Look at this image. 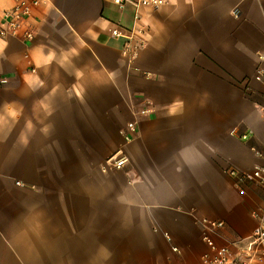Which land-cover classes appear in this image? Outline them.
<instances>
[{
    "label": "crops",
    "instance_id": "1",
    "mask_svg": "<svg viewBox=\"0 0 264 264\" xmlns=\"http://www.w3.org/2000/svg\"><path fill=\"white\" fill-rule=\"evenodd\" d=\"M39 1L33 40L0 37V264H200L204 235L240 254L264 209L229 174L264 165V0ZM134 27L131 59L113 31Z\"/></svg>",
    "mask_w": 264,
    "mask_h": 264
},
{
    "label": "built area",
    "instance_id": "2",
    "mask_svg": "<svg viewBox=\"0 0 264 264\" xmlns=\"http://www.w3.org/2000/svg\"><path fill=\"white\" fill-rule=\"evenodd\" d=\"M169 0H113V3L117 6L124 7L130 5L136 10L142 7H149L159 9L168 4ZM40 5L39 0H15L14 7L6 12L3 16V23L0 28V37L6 38L8 36L18 37L28 41L33 40V32L27 30L25 25L27 20L31 17L34 8ZM136 21L140 18L137 15ZM126 36L128 43L125 46L124 55L133 58L140 49L144 47L143 36L144 31L140 28L134 27L131 31L115 30L113 35L115 37ZM135 36L138 41H134ZM260 61H264V55H259ZM254 80L258 83H264V66H259L256 70ZM264 113V108L261 109ZM148 111H142V115L147 114ZM128 129L132 132L135 131V124H129ZM246 139V136L242 137ZM261 156L260 153H256ZM128 164V159L120 155H114L107 160V166L114 169H122ZM229 174L235 178L236 187L240 193H244L242 185L247 182L257 184L264 187V165L255 167L251 172L240 173L237 171H229ZM17 185H20L18 183ZM254 217L258 220V225L253 230L250 238L248 239L247 246L242 250L240 254H234L229 247L220 246L210 235H204L203 242L205 246L204 253L201 257L200 264H264V209L261 214H255ZM202 225L209 231L214 232L222 229L225 224L223 222L204 219ZM165 237L169 239V235L165 234ZM174 252L178 253V249H174Z\"/></svg>",
    "mask_w": 264,
    "mask_h": 264
},
{
    "label": "rangeland",
    "instance_id": "3",
    "mask_svg": "<svg viewBox=\"0 0 264 264\" xmlns=\"http://www.w3.org/2000/svg\"><path fill=\"white\" fill-rule=\"evenodd\" d=\"M112 157V156H111Z\"/></svg>",
    "mask_w": 264,
    "mask_h": 264
}]
</instances>
